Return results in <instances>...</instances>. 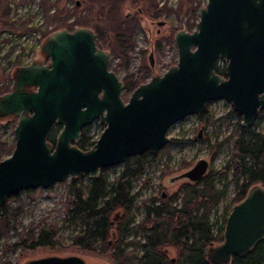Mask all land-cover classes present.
Listing matches in <instances>:
<instances>
[{
  "label": "water",
  "instance_id": "obj_1",
  "mask_svg": "<svg viewBox=\"0 0 264 264\" xmlns=\"http://www.w3.org/2000/svg\"><path fill=\"white\" fill-rule=\"evenodd\" d=\"M175 41L178 63L138 85L125 102L124 83L109 69L110 53L97 46L93 30L50 33L41 47L48 63L17 67L10 91L0 95V120H17L14 149L0 161V207L21 191L48 189L82 175L93 180L101 169L129 158L155 156L169 144L176 123L201 115L212 102L231 104L243 127L252 128L264 110V0H208L196 29L178 30ZM219 62L226 64L225 76L216 72ZM96 120L105 128L93 147L79 149L82 128ZM55 125L61 129L51 142ZM209 168L201 159L168 182L199 183ZM263 240L264 187L255 185L231 210L223 242L205 255L211 264H231ZM26 264L85 260L51 256Z\"/></svg>",
  "mask_w": 264,
  "mask_h": 264
},
{
  "label": "rangeland",
  "instance_id": "obj_2",
  "mask_svg": "<svg viewBox=\"0 0 264 264\" xmlns=\"http://www.w3.org/2000/svg\"><path fill=\"white\" fill-rule=\"evenodd\" d=\"M168 2L0 0V95L10 91L13 72L28 59L25 58L27 45L23 43L18 46L13 38L32 36L35 45H39L48 31L58 29H98L103 34L98 43L110 53L109 69L124 82V86L135 80L146 83L155 75H163L178 63L176 32L194 31L201 10L207 4V0H177L173 5H168ZM160 22H164V25L160 26ZM29 51L31 53L33 48ZM32 58L40 62L44 59L35 50ZM131 93L129 88L124 87L122 99L126 102ZM206 111L205 117H202L203 113L190 116L169 130L170 143L155 155L144 174L133 183V192H139L137 205L151 199L160 202L164 192L167 198L179 193L188 181L182 180L175 184H169L168 181L188 171L201 159L210 162L209 171L221 170L227 164L229 151L222 150L213 160L215 151L210 148L209 141H214L217 136H226L227 127L233 128L238 118L229 116L226 122L219 121L234 111L232 105L223 100L210 103ZM16 122V119L9 118L0 120V161L9 157L14 149L13 130ZM104 128L105 125L100 121L94 122L85 137L94 141ZM260 128H264L263 123ZM201 129L203 134L199 138ZM128 163L130 161L107 168L106 181L112 182ZM71 180L67 178L48 189L21 191L0 207V264H26L30 260L51 256H79L85 260V264H113L107 255L87 254L71 247L73 232L70 229L60 230L71 201ZM75 180L82 186L91 181L88 175L78 176ZM233 197L234 188L231 185L227 196L216 208L213 221H221L225 208L233 209ZM135 218L140 220L141 215L136 214ZM51 228L60 230L55 249L27 248L42 229ZM217 231L215 228L216 234ZM176 255L177 252L170 248L169 257L175 258Z\"/></svg>",
  "mask_w": 264,
  "mask_h": 264
},
{
  "label": "trees",
  "instance_id": "obj_3",
  "mask_svg": "<svg viewBox=\"0 0 264 264\" xmlns=\"http://www.w3.org/2000/svg\"><path fill=\"white\" fill-rule=\"evenodd\" d=\"M94 32L97 46L105 50L98 43L103 34L98 29ZM225 65L219 62L216 66L219 75L225 76ZM142 83L135 80L124 87L133 91ZM229 116L238 118L233 128L228 126L226 136L209 141L215 151L213 160L222 150L229 151L227 164L221 170L209 171L199 183L184 185L168 199L136 204L139 192H133V183L155 158L147 152L127 159L130 163L112 182L105 179L107 169H101L99 176L86 186L72 179L71 201L60 229L73 232L71 247L87 254L107 255L113 264H211L205 252L211 245L223 242L231 208H225L220 222L213 221L212 216L229 187L234 188L233 205L242 201L255 185L264 187V128H260L264 110L259 123L248 129L234 111L219 121L226 122ZM60 129L56 125L51 128L49 141L54 142ZM76 145L86 151L93 143L90 138H83ZM136 214L141 215L140 220H136ZM60 230L42 229L27 248L55 249ZM170 248L177 252L175 258L169 257ZM231 264H264V240L246 256H235Z\"/></svg>",
  "mask_w": 264,
  "mask_h": 264
},
{
  "label": "built area",
  "instance_id": "obj_4",
  "mask_svg": "<svg viewBox=\"0 0 264 264\" xmlns=\"http://www.w3.org/2000/svg\"><path fill=\"white\" fill-rule=\"evenodd\" d=\"M208 1V0H207ZM177 2V0H169V2H168V5H173V4H175ZM164 4V3H163ZM206 6V5H205ZM204 6V7H205ZM203 7V8H204ZM202 8V9H203ZM53 31H48L44 36V38L42 39V41H41V43L38 45V44H36L35 45V43L33 42V37L32 36H30V37H18V38H16V37H14L13 38V40L14 41H16L17 43H18V46H20V45H22L23 43L25 44V45H27V55L25 56V58H28L26 61H23L22 63L23 64H20L19 66H17V67H20V66H26V65H29L30 63H32V62H34V61H36L35 60V58H32L31 59V57H32V55H33V51L35 50V51H38V52H40L41 53V47H42V44H43V41H44V39L50 34V33H52ZM31 48H33V51L30 53V49ZM30 53V55H28ZM28 56H30V57H28ZM25 62V63H24ZM12 81H13V79H12ZM12 81L10 82L11 83V86H12ZM11 89V88H10ZM7 92H9V91H7ZM7 92H4V93H7ZM4 93H2V94H4ZM1 94V95H2Z\"/></svg>",
  "mask_w": 264,
  "mask_h": 264
},
{
  "label": "flooded vegetation",
  "instance_id": "obj_5",
  "mask_svg": "<svg viewBox=\"0 0 264 264\" xmlns=\"http://www.w3.org/2000/svg\"><path fill=\"white\" fill-rule=\"evenodd\" d=\"M43 58H44V59H43L41 62H42L43 64H47V63H48V59H47L46 57H44V56H43ZM10 119H14V118L11 117ZM98 121H99V120H96V121H94V122H98ZM94 122H92L91 124L86 125L85 127L82 128L79 141L82 140L83 138H88V137H85V134H86V132L88 131V128L91 127V125H92ZM199 134H200V133H199ZM202 134H203V132L201 133V135H202ZM96 140H97V139H96ZM96 140H94V141L92 140V141H91V139H90V142H92L93 145H94V143H95ZM79 141H78V142H79ZM169 143H170V142H169ZM76 144H78V143H76ZM76 146H77V145H76ZM91 147H93V146H91ZM89 149H90V148H89ZM162 199H168V198H167V194H166L165 192L162 194Z\"/></svg>",
  "mask_w": 264,
  "mask_h": 264
}]
</instances>
